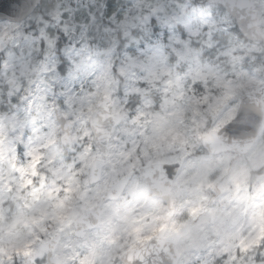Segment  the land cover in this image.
I'll return each instance as SVG.
<instances>
[{
	"label": "clouds",
	"instance_id": "clouds-1",
	"mask_svg": "<svg viewBox=\"0 0 264 264\" xmlns=\"http://www.w3.org/2000/svg\"><path fill=\"white\" fill-rule=\"evenodd\" d=\"M0 264H264V0H0Z\"/></svg>",
	"mask_w": 264,
	"mask_h": 264
}]
</instances>
